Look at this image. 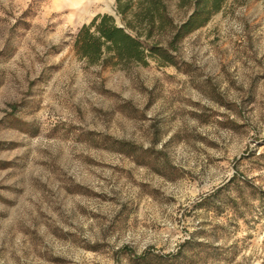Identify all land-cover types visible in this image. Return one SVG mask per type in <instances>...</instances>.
Instances as JSON below:
<instances>
[{"label":"rangeland","instance_id":"rangeland-1","mask_svg":"<svg viewBox=\"0 0 264 264\" xmlns=\"http://www.w3.org/2000/svg\"><path fill=\"white\" fill-rule=\"evenodd\" d=\"M101 2L0 0V264H264V0L125 67L73 50Z\"/></svg>","mask_w":264,"mask_h":264},{"label":"trees","instance_id":"trees-1","mask_svg":"<svg viewBox=\"0 0 264 264\" xmlns=\"http://www.w3.org/2000/svg\"><path fill=\"white\" fill-rule=\"evenodd\" d=\"M227 0H115V15L98 13L74 35L75 54L88 65L173 64L172 52ZM120 23H117V19Z\"/></svg>","mask_w":264,"mask_h":264},{"label":"crops","instance_id":"crops-1","mask_svg":"<svg viewBox=\"0 0 264 264\" xmlns=\"http://www.w3.org/2000/svg\"><path fill=\"white\" fill-rule=\"evenodd\" d=\"M60 2L70 9L71 14L75 16L76 20L83 19L86 15L92 14L93 9L96 6H102L103 3L101 0H83L86 5L85 8L81 9L82 0H60Z\"/></svg>","mask_w":264,"mask_h":264},{"label":"water","instance_id":"water-1","mask_svg":"<svg viewBox=\"0 0 264 264\" xmlns=\"http://www.w3.org/2000/svg\"><path fill=\"white\" fill-rule=\"evenodd\" d=\"M110 14H113V15H115V12L112 10V11L110 12ZM116 19H117V20H116V21H117V23H120V22H119V19H118V18H116Z\"/></svg>","mask_w":264,"mask_h":264},{"label":"bare ground","instance_id":"bare-ground-1","mask_svg":"<svg viewBox=\"0 0 264 264\" xmlns=\"http://www.w3.org/2000/svg\"><path fill=\"white\" fill-rule=\"evenodd\" d=\"M78 3H79V2H78ZM77 5H78V4H77ZM110 5H111V4H108V6H107V10H109V11H111Z\"/></svg>","mask_w":264,"mask_h":264}]
</instances>
